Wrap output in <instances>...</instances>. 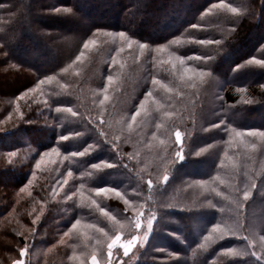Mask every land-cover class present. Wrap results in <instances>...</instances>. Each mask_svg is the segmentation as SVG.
Returning a JSON list of instances; mask_svg holds the SVG:
<instances>
[{
  "label": "trees",
  "instance_id": "obj_1",
  "mask_svg": "<svg viewBox=\"0 0 264 264\" xmlns=\"http://www.w3.org/2000/svg\"><path fill=\"white\" fill-rule=\"evenodd\" d=\"M111 1L0 0V264H264V0Z\"/></svg>",
  "mask_w": 264,
  "mask_h": 264
},
{
  "label": "rangeland",
  "instance_id": "obj_2",
  "mask_svg": "<svg viewBox=\"0 0 264 264\" xmlns=\"http://www.w3.org/2000/svg\"><path fill=\"white\" fill-rule=\"evenodd\" d=\"M37 4L40 3V1L42 0H34ZM104 1H107V0H104ZM113 4H115V0L111 1ZM191 3V0H182V2L176 6L174 4H171L170 5V8L168 9H162V14L164 15L165 13L167 12H172V11H175L177 12L178 14L182 15V11L187 8L189 6V4ZM194 5H196V1H194ZM78 8H79V12L81 13V15L86 18V19H95L96 18V13H98V11H92V14L90 13V15H87L86 16V10L88 9V6L85 5V4H81L79 3L78 4ZM105 8V15L106 17L109 19V16L114 12L115 10V7H111L110 5L108 4H103L99 6V9L102 11V9ZM100 12V11H99ZM128 17V16H127ZM150 18V17H149ZM157 19L158 17H151V19ZM181 19V18H180ZM39 20V19H38ZM111 20V19H109ZM139 21V20H138ZM40 22L42 23H47V21L45 20H40ZM143 22V21H142ZM166 23V21L164 22ZM144 24H147L146 22H144ZM163 24V23H162ZM62 30L64 33H70V32H74L76 29H77V26L75 24H72L71 22H64L63 25H62ZM158 29V28H157ZM155 29V31L153 32V34H157V32H162L163 31V28L162 27H159V29L157 30ZM78 30V29H77ZM253 34L251 35V39L253 40L255 38V33L256 32H252ZM29 34V32H28ZM26 35L28 39H32L30 38V34L29 35ZM262 34V33H261ZM32 40H30V42H27L28 45L26 46V48L30 51H32L33 53H35L34 55L35 56H29V60L31 63H34V64H37L39 67H43L44 65H47V64H54L56 62V55H57V52H52V50L48 47H46L41 41H39L38 39L37 40H33L34 42L31 43ZM28 52V51H26ZM31 52V54H32ZM52 53H55L52 55ZM232 54H235L234 52ZM15 55L20 58V57H23L24 58V55L23 53H18L16 52ZM256 76V75H255ZM137 238V237H136ZM140 239V238H139ZM139 239L137 238V243L139 242ZM129 241V240H128ZM128 241H124L122 239H120V241L117 242V246L114 248V251L115 249H120L122 251V249L119 247V244L121 243H127ZM112 242V241H111ZM137 243L135 244V246L137 245ZM134 246V247H135ZM134 247L130 250V252L134 249ZM123 252V251H122ZM129 252V253H130ZM91 264H92V259H91ZM99 264V263H98Z\"/></svg>",
  "mask_w": 264,
  "mask_h": 264
},
{
  "label": "snow or ice",
  "instance_id": "obj_3",
  "mask_svg": "<svg viewBox=\"0 0 264 264\" xmlns=\"http://www.w3.org/2000/svg\"><path fill=\"white\" fill-rule=\"evenodd\" d=\"M223 6L229 8L233 13H235V12L237 11V9L231 7V5H223ZM119 35H120L121 37H124L125 34H124L123 32H121V33H119ZM201 43H204V41H201ZM208 43H211V41H208ZM217 43H219V41H217ZM84 47L87 48L88 45L85 44ZM143 47H144V45H141V48H143ZM255 62L261 64L262 66H264V61H255ZM108 79L111 80L112 77L109 76ZM153 83H154V84H155V83H159V81L153 80ZM148 95L151 96L152 93L149 92ZM105 99H107V97H105ZM140 107L143 108L144 105L141 104ZM69 111H71V109H69ZM74 115H75V113H74ZM138 115H140L139 112H137V113L132 117V119L135 120V119H136V116H138ZM236 135H237V136H241L242 133L237 132ZM248 135H250V136L260 135V136L264 137V132H261V133L249 132ZM63 139L66 140V139H68V137H63ZM176 139H177V143H178V144L181 143V133H180L179 131L176 132ZM253 147H255V145H253ZM53 151H56V150L53 149ZM87 151H88V150L85 149L84 152L73 153L72 155H74V156H75V155L83 156V155H85V152H87ZM177 155H180V154L178 153ZM181 159H183L182 156H181ZM111 166H112V165H109V167H111ZM37 167H39V165H37ZM95 167H99V165H95ZM68 174L71 175L72 173L69 172ZM165 179L167 180V177H166ZM65 183H66V182H65ZM105 191H107V189L101 188V189H99V190L97 191V194L99 195L100 193L105 192ZM116 194H117L118 196L120 195L119 192H117ZM248 197H249V194H248L247 192H245V193H244V198H245V200H247ZM79 223H80V221L77 220V221H76V224H73L72 227L75 228L76 225L79 224ZM136 227H137V228H140V227H141V225H140L139 222H137ZM218 227H219V226H217V228H218ZM148 228H149L150 230H151V228H152V221H151V220H150L149 223H148ZM216 230H217V229H213V231H216ZM101 231H103V230L101 229ZM120 239H121L120 236H116V237L112 240V242L109 243L108 246H107V247H108L107 256H108V258H109V262H108V264H112V257H113L114 248L117 246V242L120 241ZM136 243H137V238H136V237H133V238H132L131 240H129L127 243H121V244H119V247H120V248L122 249V251H123V255H124V256H128L130 250L135 246ZM23 255H24V252L22 251V252H21V256H23ZM15 264H22V261H19V260H18V261L15 262ZM92 264H98L97 257H96L95 255L92 256Z\"/></svg>",
  "mask_w": 264,
  "mask_h": 264
}]
</instances>
